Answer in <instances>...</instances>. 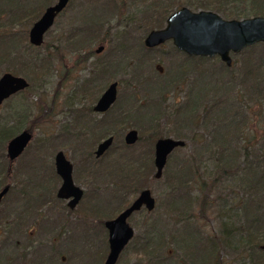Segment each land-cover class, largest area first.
Here are the masks:
<instances>
[{
    "label": "rangeland",
    "instance_id": "rangeland-1",
    "mask_svg": "<svg viewBox=\"0 0 264 264\" xmlns=\"http://www.w3.org/2000/svg\"><path fill=\"white\" fill-rule=\"evenodd\" d=\"M112 1H116L123 14L115 15L106 20V25L98 30V33L93 34L88 42L87 50L82 53L91 54L90 61L86 67L77 65L82 59L74 53L64 51V43L70 37H75L73 35H78V39H74V43L83 38L87 42L89 38L87 36L90 32L89 27L85 25L86 17L90 13L96 14L97 11L99 14H108V7L114 6L111 4ZM150 1L153 2L154 0H145L143 5L141 3L143 0H72L66 12L57 19L56 25L48 33L43 48L37 50L28 48L27 50L28 55H32L39 61L48 57L46 55L47 49L53 53L61 49L60 54L63 58H50L52 71L47 77L32 83L30 79H26L17 71L20 69L19 66L16 68L11 66L13 65L12 61H5L0 67V78L5 73L15 74L28 80L31 89L28 96L24 92L8 100L0 111V130L9 127L10 129H17V135L24 130H30L34 134L30 147L13 164V173L14 176H19L18 180H26V170L31 166V162L40 166L37 158L41 155V151H45L44 156L50 162H52L57 151H64L71 160L80 163L79 159L82 153L93 152L98 143L105 140L110 134H114L116 139L112 149L114 156L112 155L111 159L134 164L131 167L123 166L125 169L143 168L145 174L137 180L136 190L133 188L130 190L131 192L127 191L126 193L130 192L128 195L122 191L119 192V199L113 200V204L108 210L102 211V215L85 216L88 219L84 221L87 223L86 227L89 231L92 230L87 238L88 241L91 240V249H93L91 252L94 255H97L100 249L102 250V242L105 245L108 240L107 232L103 227L104 221L118 216L143 189H149L153 192L157 202V210L150 215L146 214L147 211L144 210L143 215L136 214L131 218L130 224L135 228V236L142 235L144 229L152 223L153 219L160 217L169 235H176V230L180 229L181 222H184L186 218L199 222L197 225L204 235H213L214 229L217 230L220 224L221 215L226 210L223 205L232 202L235 198L234 194L232 197L229 196L231 189L225 188L235 184L232 180L219 183L217 185L219 191L210 196L211 200L216 201V206L210 207L209 205L205 213L201 211L202 203L205 201L202 187H199L197 183H190L189 188L173 186L175 185L173 179L179 178L181 167L186 166L185 162L189 161L190 166L195 164L192 158L196 159V164L200 168L199 174L207 178L209 185L216 178L217 156L207 152V147H209L207 144L211 142L210 134L206 132V135H203L204 132L196 130L194 126L184 121L182 124H178L177 121H181L178 112H181V109L195 108V105L200 108L202 114L205 107L235 104H240V107H243L246 103L261 102L257 98L259 95L254 90L249 92L244 90L243 77H241L244 73V69L241 67L242 58L235 60L232 70L227 68L229 71L221 72L219 70H223L225 65L218 58L200 61L198 58L188 59L185 55L176 54L171 43L159 48L156 52L147 51L145 39L149 34L146 26L151 17L154 18L156 15V13L153 15L148 12V10L151 11L149 9ZM56 2L55 0L53 5ZM192 11L195 12L193 9ZM0 24L3 26V31L6 25L4 22ZM31 28L27 29L28 32ZM102 47L104 48L102 55H97L96 51ZM103 63H108L109 73L95 83V88L90 91L92 98L83 97L88 92L86 89H89L86 82L92 80L89 76L92 67L96 65L101 70L100 64ZM114 82L120 84L118 101L110 116L105 118L106 124L101 126L100 132H96L98 135L94 137L92 131L85 126L88 120L91 118V120L93 118L99 119V116L91 114L89 109L101 98L102 95H98L99 92L104 87L105 91ZM250 83L253 85L254 81ZM97 98L99 99L96 100ZM159 109L161 111L157 112ZM149 110L150 112H148ZM151 110L157 111L151 112ZM78 111L80 112L76 116L75 113ZM251 111L253 115L257 114V108L252 107ZM76 117L78 119H75ZM72 119L75 121L71 122ZM77 121H81L82 124H78ZM256 121L254 120V122ZM110 122L115 124L112 133L109 132L111 130ZM121 122L122 125L119 126ZM209 129L211 130L212 127ZM130 130L139 132V141L135 145L127 147L124 138ZM251 130L252 132L246 131L247 138L252 137L253 134L257 136L263 134L262 130H256V127H251ZM65 135H69V137ZM203 136L204 139L202 140ZM49 137L53 138V142H50L52 146L38 150V145L43 139L48 138L52 141ZM156 137L157 140H154ZM160 137L183 139L186 141V146L172 153L169 168H165L164 171L165 175L163 174L161 179H156L154 146ZM77 145H80L81 148L74 147ZM7 146L6 143L3 153L6 155V162L9 163ZM259 150L260 147L253 151L257 153ZM105 161L107 162L108 158ZM13 179H16V176ZM195 179L197 180V177ZM41 181L44 185V177ZM98 183L103 185V188L109 184L108 180H98ZM111 183H118L117 179L113 177ZM54 187L57 188L56 185ZM187 191L194 201L192 205L185 202V197H188ZM102 193L105 195L99 194L102 197L101 201H104L107 193L104 191ZM224 194L228 195L227 198L220 200L218 197ZM12 195H8L2 205V209L5 211L8 209L9 214V211L14 207ZM125 196L128 198L126 197L127 202L124 204ZM41 197L46 198L47 196L41 195ZM172 200L177 202L175 207L171 205L170 201ZM179 201L181 202L179 203ZM189 205L192 208L190 212L195 215V218L190 217V212H185ZM173 207L174 209L171 211ZM45 209L47 208L36 209L34 214L37 213V217H39L36 224H32L35 223L34 219H25L27 224L23 226L22 233L16 230L13 222L14 215L7 219L3 212L0 214V255L7 253L11 264H22V262L26 264H94L96 260L91 256L88 257L90 250L88 247V251L84 253L86 250L85 245L82 244L84 224L82 225L83 229L77 228L75 224L72 226V223L77 221L67 216L71 232L60 231L59 226L56 228L59 231L52 232L55 227L52 229L50 220L48 218L40 219V216L46 215ZM56 209L53 211L54 218L58 215ZM58 222L59 225L63 223L61 220ZM81 224L79 223V225ZM25 230L26 232H24ZM59 233L63 235L59 237ZM100 233L102 234L99 238ZM105 237L106 242L102 241V238ZM169 239L172 242L171 248L174 249L173 239L170 237ZM131 247L123 253L118 264L138 262L139 256ZM182 252L178 250V256H182ZM83 253L84 259L82 258ZM108 254L109 251L105 259L99 264L105 263ZM231 264H244V261Z\"/></svg>",
    "mask_w": 264,
    "mask_h": 264
},
{
    "label": "trees",
    "instance_id": "trees-1",
    "mask_svg": "<svg viewBox=\"0 0 264 264\" xmlns=\"http://www.w3.org/2000/svg\"><path fill=\"white\" fill-rule=\"evenodd\" d=\"M150 2L151 6L149 5V9H151V11L148 10V12L153 15L156 13V15L154 18L151 17L150 21L147 23L146 30L148 34L157 30H163L166 26L168 17L177 10L183 8L193 9L196 13L199 11H211L218 16H223L227 21L264 18V0H154ZM54 3L55 0H0V23L4 22L6 25L2 31L3 26L0 24V67H2L5 61H12L13 65L11 66L15 68L19 66L20 69L17 71L26 79H30L32 83L35 80L44 79V77L50 74L52 71V60L50 58L62 59L63 57L60 54L61 49L56 50L55 53L47 49L46 55L48 57L37 61L32 55L27 54L28 48L35 49L29 45V32L27 29L33 27L35 22L43 16L46 9L53 6ZM141 3L143 5L145 0ZM111 4L114 6L108 7V14H99L97 11L96 14L90 13L86 17L85 25L89 27L90 32L87 36L89 37L87 42H85L86 40L84 41L83 38L74 43V39H78V35H73L75 37H70L64 43V51L74 53L82 59L77 65L86 67V64L90 61L92 57L91 54L82 53L87 50L88 42L93 37V34L95 32L98 33V30H101L106 25V20L111 19V17L115 15L120 16L123 14L120 7L117 6L116 1H112ZM27 43L28 45H26ZM174 52L178 54L175 50ZM232 58L233 65L231 70L235 65V60L237 61V59L242 58L241 67L244 69V73L241 77H243L242 83L245 87L244 90L247 92L254 90L255 93L259 95L257 98H259L261 102L246 103L243 107H240V104L205 107L202 112L203 116H201L200 108H197L196 105L195 108L190 110L181 109V112H178L181 120L177 121L178 124H182L184 121L194 126L196 130L204 132L203 135H206V132L210 134L211 142L207 144L209 146L207 147V152L212 155L214 154L215 157L217 156L215 165L216 178L213 183L209 185L207 178L199 174L200 168L196 164V159L192 158L195 164L193 163V165L190 166L189 161L185 162L186 166L181 167L179 178L173 179L175 184L173 186L189 188L191 186L190 183H197L199 187H202V193L205 194V201H203L201 206V211L203 213L206 212L205 210L209 205L210 207L213 205L216 206V201L211 200L210 196L212 193L219 191V187L217 186L219 183L232 180L235 185H228L225 189H231L229 196L232 197L234 194L235 198L232 202L223 205L226 210L223 209L224 214L221 215V219L219 220L220 224L217 230L214 229L213 235H204V233L201 232V228L197 225L199 222L191 221L186 218L184 222H181L182 226L180 229L176 230V235L172 236L168 234L166 227L162 224V218H154L152 223L144 229L143 234L135 236L128 246V248H130L132 243H134L131 248L132 250L135 249L136 254L139 256L138 262L133 264H231L242 260L244 264H264V45H255L253 48L245 50L241 55H233ZM198 60L200 61L203 59L200 58ZM218 60L220 61V59ZM100 66L102 67L101 70L97 68L98 66L96 65L92 67L89 74L92 80L86 82L90 90L86 89L88 92L83 97L92 98L90 91H93L95 88V83L100 79L102 80V78L109 73L110 69L108 63L100 64ZM224 70L229 71L226 66H224L223 70L219 71L223 72ZM13 72L15 73L16 70ZM12 75L16 76L15 74ZM251 81H254L253 85H251ZM104 89L101 90L98 95H102ZM29 90H31L30 87L28 91L25 92L27 96L30 95V93H28ZM98 99L99 98L96 100ZM252 107L257 108V114L253 115L251 111ZM152 110L151 112L157 111ZM159 111H161V109L157 112ZM79 112L80 111L75 113L76 116ZM89 112L93 114L92 108L89 109ZM111 112L112 110L105 116H110ZM148 112H150V110ZM75 119L78 118L76 117ZM254 120L257 121L254 122ZM91 121L94 120H88L85 126L89 130H91L92 127ZM77 123L82 124L81 121H77ZM121 125L122 122L119 126ZM114 126V122H110V133L114 131ZM250 126L256 127V130H262L263 134H258V136L253 134L252 137L247 138L246 131L250 130L252 132ZM210 127H212L211 130L209 129ZM16 130L17 129H10L9 127L0 130V190L11 184L12 189L8 195L11 196V194H13L12 200L14 202L16 201L15 192H17V187L20 188L19 190L22 189L21 193H18V199L20 200L21 206L25 205L27 214L33 215L35 210L41 208L40 205L43 204L41 200H43L44 197H41V195L46 196L51 186L50 184H44V186L41 181L43 177L42 167L45 165L46 160L44 156L45 151H41V155L37 158L40 166L31 162V166L27 168L26 180H18V175H15L16 179H13L15 178L13 173L14 163L10 162V160L9 163L6 162V155H4L3 150L6 143L17 136L18 131L16 132ZM91 131L94 137L98 135L96 132H100V130L95 132H93V130ZM65 136L69 137V135ZM109 136H114V134H110ZM51 137L49 138L51 139ZM203 139L204 136L202 137V140ZM154 140H157V137ZM50 142L52 143L53 140L50 141L48 138L43 139L38 145V150H42L47 146H52ZM74 147L81 148L80 145ZM113 147L107 153V156L102 158V161L108 158L109 166L107 164L104 170H100L101 168L97 169V179L99 181L108 180V183H111V180L115 177L118 182L115 184L111 183L113 185H110L111 190H109L106 196L107 202L118 200L119 192L121 191L126 193L133 188L136 190L138 184L137 180H139L140 176H144L145 174L142 167L137 170L124 168L126 166H134L133 163H123L117 161V159H111L114 154V152H112ZM259 147V152L255 153L253 150ZM79 151L81 150L79 149ZM86 153L88 152H85V154L82 153L80 158L82 159L85 155L89 156V153ZM93 160V158L90 159V161ZM146 164L148 165V162ZM165 168H169V162ZM114 169H116V171H114ZM17 172H20V170H17ZM195 177H197V180ZM128 193L125 195H128ZM186 195L188 197H185V202L192 205L194 201L192 197L189 196V191H187ZM227 196L228 195L224 194L218 198L222 200L227 198ZM126 197L127 196L124 198V204L127 202L128 197ZM103 202L104 201H102V203ZM170 202L172 206L177 204L175 200ZM180 202L181 201H179V203ZM191 205H189L188 209H185V212L188 213L191 211ZM174 207L171 208V211ZM156 210L157 206L152 213L146 212V214H153ZM11 211L13 210L11 209ZM143 213L145 212L142 211L139 214L143 215ZM100 215H102V212L97 214V216ZM190 217L195 218V215L190 212ZM26 218L28 217L26 216ZM84 220L88 219L85 218ZM84 220L81 222L82 225L84 224V231L82 230L84 232L82 244L85 245L86 249L84 253L88 251L89 248L88 257L91 256L96 260L94 264H99V262L105 259L110 248H108L107 243L104 245L102 242V250L100 249L97 255L92 254L91 251H93V249H91V240L88 241L87 238L92 230L90 229L89 231V229H87V223L84 222ZM13 222L18 232H21L20 228L22 229L23 226L27 224L25 220L18 224L16 220ZM32 224H36V221ZM82 225L77 224L79 228H82ZM24 232H26V230ZM101 234L102 233H100L99 238ZM58 236L60 237V235ZM169 237L173 239L174 249L171 248L172 242ZM102 241L106 242V237L104 239L102 238ZM178 250L183 251L182 256H178ZM84 253L82 256L83 259ZM9 262L7 253L0 255V264H11ZM22 264L26 263L22 262Z\"/></svg>",
    "mask_w": 264,
    "mask_h": 264
},
{
    "label": "water",
    "instance_id": "water-1",
    "mask_svg": "<svg viewBox=\"0 0 264 264\" xmlns=\"http://www.w3.org/2000/svg\"><path fill=\"white\" fill-rule=\"evenodd\" d=\"M56 4L48 7L43 16L35 22L29 31V44L35 49L44 46L45 38L56 25L57 19L66 12L72 0H56ZM172 42L174 48L191 58H219L227 67L233 65L232 56L241 55L245 50L255 45H264V18L243 19L242 21H227L221 16L209 11L193 12L189 8L177 10L168 17L163 30L150 33L145 39V47H157ZM103 48L97 51L102 54ZM30 87L28 80L10 73L0 78V111L8 100L18 94L27 92ZM118 83L112 84L94 107L98 114L109 112L118 100ZM1 114V112H0ZM34 137L33 132L22 131L8 142L7 155L10 161H17L29 147ZM126 145H135L139 141V132L130 130L125 136ZM114 144L113 137H108L96 149L97 157L103 156ZM185 140L175 138H160L155 144L156 179H161L169 157L176 149H183ZM57 174L63 180L59 191L60 198H74L73 208L82 199L83 190L73 182V164L66 158L64 152H59L55 159ZM9 186L0 190V205L10 192ZM157 206L153 192L143 189L141 194L123 210L115 219L105 222L109 233L110 252L105 264H118L122 253L135 238V228L129 224L131 216L143 207L152 213Z\"/></svg>",
    "mask_w": 264,
    "mask_h": 264
},
{
    "label": "flooded vegetation",
    "instance_id": "flooded-vegetation-1",
    "mask_svg": "<svg viewBox=\"0 0 264 264\" xmlns=\"http://www.w3.org/2000/svg\"><path fill=\"white\" fill-rule=\"evenodd\" d=\"M65 13V12H64ZM63 13V14H64ZM62 14V15H63ZM167 44H169V43H167ZM166 44V45H167ZM172 44V43H171ZM166 45H163V46H160V47H157L156 49H148V48H146V50L147 51H149V52H156V50H158L159 48H162V47H165ZM103 48V47H102ZM101 48V49H102ZM103 50H104V48H103ZM177 53H179V54H182V55H185V54H183L182 52H180L179 50H176V49H174ZM98 51V50H97ZM97 51H96V54H97ZM97 55H102V54H97ZM187 57V56H186ZM187 58H189V57H187ZM161 73V72H160ZM114 83H117V82H114ZM112 85V84H111ZM111 85H109V87L111 86ZM119 85V84H118ZM108 87V88H109ZM119 87H120V85H119ZM108 88L104 91V93L108 90ZM118 91H119V88H118ZM104 93L102 94V96L104 95ZM102 96H101V98H102ZM119 97V96H118ZM100 98V99H101ZM99 99V100H100ZM99 100L96 102V104L99 102ZM118 101V100H117ZM117 103V102H116ZM115 103V104H116ZM96 104L92 107V112H93V115L95 114V115H98L99 116V119L97 118V119H94L93 118V120L94 121H91L92 122V127H91V130H93V132H95V131H99L100 130V128H101V126L103 127L105 124H106V122H104L105 121V118H106V114L107 113H109L111 110H113L114 109V106H113V108L109 111V112H107V113H105V114H98V113H96L95 112V106H96ZM105 116V117H104ZM92 119V118H91ZM73 121H75V120H71V122H73ZM24 131H27V130H24ZM20 134V133H19ZM18 136V135H17ZM16 137V136H15ZM109 137H113V139H114V143H115V141H116V139L114 138V136H109ZM14 138V137H13ZM108 138V137H107ZM11 140V139H10ZM9 140V141H10ZM33 140V139H32ZM106 140V139H105ZM105 140H103V141H101V142H99L98 143V145H97V147H96V149L98 148V146H99V144H101L102 142H104ZM8 141V142H9ZM32 142V141H31ZM31 142H30V144H31ZM8 144V143H7ZM125 144H126V142H125ZM114 145V144H113ZM113 145L108 149V151H107V153L110 151V149L113 147ZM127 146V145H126ZM129 147H131V146H133V145H128ZM127 146V147H128ZM29 147H30V145H29ZM28 147V148H29ZM27 148V149H28ZM154 148H155V146H154ZM26 149V150H27ZM96 149L93 151V153L92 152H88L89 153V156H87V155H85V157H83L82 159L80 158L79 160H80V163H78V162H75V161H73V160H71L70 158H69V156H68V154L66 153V152H64V151H57V154L59 153V152H64L65 153V155H66V158L70 161V163H72L73 164V172H72V174H73V182H74V184H76V186H78V187H80L82 190H83V197H82V199L76 204V206L73 208L72 206H70L71 205V203H72V201L74 200V198L72 197V198H65V199H63V198H60L59 196H58V194H59V191H60V189L62 188V184H63V180H62V178H61V176L59 175V174H57V168H56V163H55V159H56V156H57V154L55 155V157L52 159V162H50L49 161V159L47 160H45V165L42 167V175H44L43 177H44V180H45V182H44V184H50L51 186H50V191H48L47 193H46V198H44L43 200H41V201H43V204H39L40 205V207H42V209L44 208V207H46L47 209H45V211H46V215H44V216H40V219L41 220H44L45 218H48L49 220H50V222H51V224H52V229L54 228V230L52 231V232H56V231H59V230H57L56 228H57V226H59V229H60V231H65V233H67L68 231H69V233L71 232L70 231V222L68 221V217L70 216V217H72L71 219H74V220H76L77 222H75V223H72V226L75 224V225H77V224H79V223H81L86 217L85 216H88V215H90V216H97V214L98 213H101L102 211H105V210H108L109 209V207H110V204H111V202L109 201V202H107V199H106V197H104V202L102 203V201H101V194H103L102 192L104 191L105 193H109V190H111V186L110 185H112L111 183H109L108 184V186H104V188L102 187L103 185H101L100 183H98V179H97V174H98V172H97V169L98 168H101L100 170H104V168H105V166H107V164H108V166H109V162L107 161H102V158H105L106 156H107V153H105L103 156H101V157H97V155H96ZM25 150V151H26ZM25 151H24V153H25ZM24 153H22V155H24ZM88 153H86V154H88ZM21 155V156H22ZM20 156V157H21ZM94 159L93 161H90V159ZM20 159V158H19ZM10 160V159H9ZM10 162H12V161H10ZM155 162V161H154ZM12 163H14V162H12ZM57 186V188H55L54 186ZM7 186H9V187H11V184L10 185H7ZM52 187V188H51ZM90 188V189H89ZM106 188V189H105ZM12 189V187L10 188V190ZM20 188L19 187H17V192H15V197H16V201H14L13 203H14V207L12 208V210H13V214L10 212V214L8 213V211H5L4 209H2V205H3V203H4V200L6 199V197L8 196V194L10 193H8L5 197H4V200H3V202L1 203V205H0V214L3 212L4 214H5V218L7 217V218H9L11 215H14V220H16L17 221V224L18 223H22L23 222V220H25V219H28V218H30V219H34V221H36V223H37V221L39 220V219H37V218H39V217H37V213H36V215L35 214H33V215H28L27 214V212L25 211V209H26V207H25V205H22L21 206V203H20V200L18 199V193H21V190H19ZM142 191V190H141ZM99 193H101V194H99ZM141 194V193H140ZM139 194V195H140ZM54 195L56 196L55 198H54ZM105 194H103V196H104ZM138 195V196H139ZM137 196V197H138ZM137 197L135 198V199H133L132 201H131V203L134 201V200H136L137 199ZM88 200V202L86 203V201ZM131 203H130V205L128 206V207H130L131 206ZM112 204H113V202H112ZM127 207V208H128ZM55 208H57L56 210H58L57 212H58V215L54 218V215H53V211L55 210ZM127 208H125V209H127ZM124 209V210H125ZM8 210V209H7ZM144 210H146L145 209V207H143L142 208V210L141 211H139V212H136V213H134L132 216H131V218L134 216V215H136V214H139V213H141L142 211H144ZM123 211V210H122ZM121 211V212H122ZM147 211V210H146ZM35 212H36V210H35ZM34 212V213H35ZM120 212V213H121ZM119 213V214H120ZM119 214H118V216H119ZM26 216L28 217V218H26ZM68 216V217H67ZM118 216H116V217H114V218H111L110 220H112V219H115V218H117ZM24 218V219H23ZM55 220L57 221L56 223H55ZM63 221V223H62V225L60 224L59 225V222L58 221ZM110 220H106V221H110ZM131 220V219H130ZM130 220H129V224H130ZM84 221H86V220H84ZM106 221H104V223H103V227H105V222ZM82 225V224H81ZM131 225V224H130ZM76 227H78V226H76ZM75 227V228H76ZM134 227V226H133ZM20 230H21V233L23 232L22 231V229L20 228ZM105 230H106V232H107V237L109 236V233H108V230H107V228L105 227ZM34 231V230H33ZM64 233V234H65ZM59 235L61 236V235H63L62 233H59ZM71 235V234H70ZM107 244H108V248H109V237H108V240H107ZM110 252V251H109ZM108 256V255H107ZM107 258V257H106ZM107 260V259H106ZM106 262V261H105ZM105 264V263H104Z\"/></svg>",
    "mask_w": 264,
    "mask_h": 264
}]
</instances>
